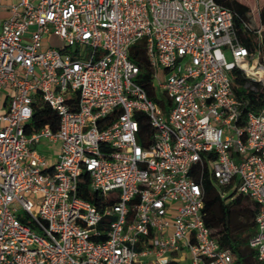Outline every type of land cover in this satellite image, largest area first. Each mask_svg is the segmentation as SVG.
Listing matches in <instances>:
<instances>
[{
    "label": "built area",
    "instance_id": "built-area-1",
    "mask_svg": "<svg viewBox=\"0 0 264 264\" xmlns=\"http://www.w3.org/2000/svg\"><path fill=\"white\" fill-rule=\"evenodd\" d=\"M8 11L0 264H234L202 219L205 167L257 204L248 246L264 261V109L245 111L229 76L238 68L250 88L264 85V63L240 44L230 9L217 0H16ZM139 41L156 100L129 58ZM42 103L57 129L29 128ZM80 182L99 207L77 195Z\"/></svg>",
    "mask_w": 264,
    "mask_h": 264
},
{
    "label": "trees",
    "instance_id": "trees-1",
    "mask_svg": "<svg viewBox=\"0 0 264 264\" xmlns=\"http://www.w3.org/2000/svg\"><path fill=\"white\" fill-rule=\"evenodd\" d=\"M224 7L233 12V26L241 45L250 52L258 50L261 62L264 63V29L261 30V38L256 35L257 27L246 22L250 9L238 0H217ZM246 25V26H244ZM129 58L139 66V74L136 81L145 90L147 96L156 100L155 88L151 81L152 70L145 53L143 41L131 46ZM231 85L238 99L247 101L245 111L257 112L264 109V85H256L253 89L247 86V80L241 70L233 68L229 72ZM115 114H111L103 121H111ZM49 125L53 130L57 129L58 117L54 110L45 104H41L33 111L32 118L28 124L32 130H37L44 125ZM145 132L152 135L153 131L146 123L143 125ZM200 182L204 190V205L202 208V219L205 226L210 230V235L224 248L231 250L234 264H264L255 257V252L248 246V239L256 230L255 217L258 206L247 196L236 195L230 191L231 186H221L213 179L207 167L200 176ZM77 195L83 200L99 207V197L96 192L89 191L87 183H79ZM236 218V221H234ZM111 218H103L97 228L105 231Z\"/></svg>",
    "mask_w": 264,
    "mask_h": 264
},
{
    "label": "rangeland",
    "instance_id": "rangeland-1",
    "mask_svg": "<svg viewBox=\"0 0 264 264\" xmlns=\"http://www.w3.org/2000/svg\"><path fill=\"white\" fill-rule=\"evenodd\" d=\"M245 5H247L250 9V14L246 19V22L264 29V0H238ZM227 59H230L228 55H226ZM40 149V147H39ZM236 221V218H234ZM183 264H187L184 262Z\"/></svg>",
    "mask_w": 264,
    "mask_h": 264
},
{
    "label": "crops",
    "instance_id": "crops-1",
    "mask_svg": "<svg viewBox=\"0 0 264 264\" xmlns=\"http://www.w3.org/2000/svg\"><path fill=\"white\" fill-rule=\"evenodd\" d=\"M16 0H0V27L2 22L8 17L9 11H8V6L13 3ZM58 147L56 146L54 148V153L57 151ZM55 155L50 156V162L55 161Z\"/></svg>",
    "mask_w": 264,
    "mask_h": 264
}]
</instances>
